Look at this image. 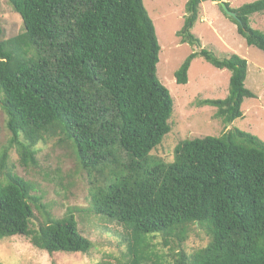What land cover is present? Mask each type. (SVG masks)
Segmentation results:
<instances>
[{"label": "trees", "instance_id": "16d2710c", "mask_svg": "<svg viewBox=\"0 0 264 264\" xmlns=\"http://www.w3.org/2000/svg\"><path fill=\"white\" fill-rule=\"evenodd\" d=\"M8 1L24 29L4 38L0 25V109L11 133L0 153V241L25 236L48 254L92 250L74 214L52 216L9 163L15 149L24 168L39 167L36 146L58 137L88 174V211L130 235L118 262L94 264H264V140L233 128L181 140L173 161L151 154L172 129L174 101L157 74L161 46L144 0ZM206 1L222 0H187L182 42L201 47L192 30ZM226 4L247 44L264 51V31L250 24L264 0ZM198 56L231 72L228 95L202 105L215 106L225 125L242 117L244 101L256 97L248 60L201 47L176 71L178 84ZM36 211L43 220L34 228ZM194 226L209 241L188 253Z\"/></svg>", "mask_w": 264, "mask_h": 264}, {"label": "rangeland", "instance_id": "374dc122", "mask_svg": "<svg viewBox=\"0 0 264 264\" xmlns=\"http://www.w3.org/2000/svg\"><path fill=\"white\" fill-rule=\"evenodd\" d=\"M222 1L237 8L254 0ZM186 2L187 0H144L161 46L157 74L170 90L174 101L170 118L172 129L151 154L168 162L174 159L176 145L187 138L220 136L230 129L239 128L264 140V51L247 44L239 34L237 25L222 11L220 1L201 4L199 19L192 31L201 39V47H206L217 56L237 53L248 60L246 86L256 93V97L244 101L242 117L225 125L216 117L217 108L202 105L201 101L207 98L223 99L228 95L231 75L229 70L216 68L198 56L189 69L188 82H176L175 73L186 57L201 48L182 42L181 36L177 34L184 24ZM250 24L264 31V11L253 14ZM0 25L4 38L14 36L24 29L21 15L8 0H0ZM6 119V114L0 109V153L11 137ZM36 148L39 167L24 168L15 149L10 151L9 163L16 173L35 184L36 192L43 196V202L52 216L61 218L74 214L79 229L93 241L94 246L87 254H48L33 246L29 238L13 236L0 241V264H94L103 260L118 262L119 258L127 254L125 238L130 235L118 223L88 211L91 197L88 174L80 168L71 146L57 137L38 144ZM35 213L37 218L33 221L34 228L43 220L41 213ZM154 241L162 242V239L157 237ZM208 241L205 232L194 226L183 247L188 253H193ZM159 248L161 254L170 253L169 247L162 245Z\"/></svg>", "mask_w": 264, "mask_h": 264}, {"label": "water", "instance_id": "95a60500", "mask_svg": "<svg viewBox=\"0 0 264 264\" xmlns=\"http://www.w3.org/2000/svg\"><path fill=\"white\" fill-rule=\"evenodd\" d=\"M220 4H221V6H222L224 12H225L228 16L233 17V18H235V19H238V15H237V13L234 12V11H232V10H230V8L227 6V4H226L225 1H221Z\"/></svg>", "mask_w": 264, "mask_h": 264}]
</instances>
